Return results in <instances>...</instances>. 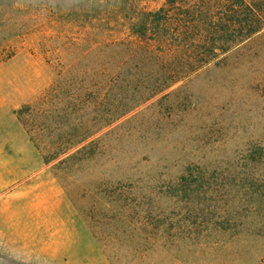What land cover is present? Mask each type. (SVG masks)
<instances>
[{"label":"rangeland","instance_id":"374dc122","mask_svg":"<svg viewBox=\"0 0 264 264\" xmlns=\"http://www.w3.org/2000/svg\"><path fill=\"white\" fill-rule=\"evenodd\" d=\"M164 3L0 0V264H264L166 190L264 138V26L172 83Z\"/></svg>","mask_w":264,"mask_h":264},{"label":"trees","instance_id":"16d2710c","mask_svg":"<svg viewBox=\"0 0 264 264\" xmlns=\"http://www.w3.org/2000/svg\"><path fill=\"white\" fill-rule=\"evenodd\" d=\"M146 14L143 30L136 32L144 35L152 24L168 25L158 28L154 39L161 37L166 43L162 50L180 61L170 79L175 83L209 65L238 39L259 31L264 26V0H165L161 8ZM238 153L225 170L189 165V172L170 181L166 190L185 203L184 218L175 224L180 230H214L241 241L245 234L247 250L252 241L264 239V138L250 141Z\"/></svg>","mask_w":264,"mask_h":264}]
</instances>
